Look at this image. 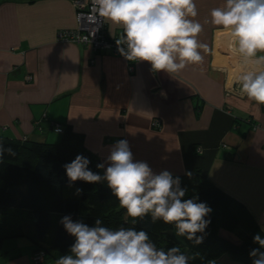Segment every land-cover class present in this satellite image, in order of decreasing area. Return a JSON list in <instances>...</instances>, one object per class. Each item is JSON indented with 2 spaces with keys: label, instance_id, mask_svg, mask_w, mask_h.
Segmentation results:
<instances>
[{
  "label": "crops",
  "instance_id": "obj_1",
  "mask_svg": "<svg viewBox=\"0 0 264 264\" xmlns=\"http://www.w3.org/2000/svg\"><path fill=\"white\" fill-rule=\"evenodd\" d=\"M195 3L198 15L189 18L202 24L198 40L208 50L200 64L168 74L139 60L130 70L118 54L61 40L59 31L77 27L74 0H0V131L49 141L57 139L53 123L68 126L105 164L102 175L112 146L126 140L134 162L156 174L201 173L261 225L264 105L240 94L235 82L245 66L227 30L210 23L224 0ZM106 28L123 35L120 26ZM20 238L3 241L0 264H37L33 243Z\"/></svg>",
  "mask_w": 264,
  "mask_h": 264
},
{
  "label": "clouds",
  "instance_id": "obj_2",
  "mask_svg": "<svg viewBox=\"0 0 264 264\" xmlns=\"http://www.w3.org/2000/svg\"><path fill=\"white\" fill-rule=\"evenodd\" d=\"M197 15L195 0H92L89 21L122 27L123 35L116 40L120 54L129 61H147L153 71L169 74L204 59L200 50H208V45L198 40L203 26L189 18ZM210 16L212 25L227 30L245 66L235 82L240 94L258 106L264 105V0H224ZM4 152L15 154L11 147L0 144V156ZM106 163L101 176L89 169L88 158L77 155L63 165L69 186L77 180H105L134 225L150 216L152 223L162 220L174 225L177 237L197 245L203 242V235L197 233H205L212 208L197 202V197L183 199L187 189L181 187L179 177L173 178L166 170L156 174L146 162H134L126 140L112 146ZM96 167L104 169L105 164ZM60 223L75 241L69 254L56 258L53 264H190L191 257L179 245L158 249L146 231L135 227L113 230L101 226V219L90 227L68 215ZM262 234L264 223L253 236V243L259 247L249 252L252 264H264Z\"/></svg>",
  "mask_w": 264,
  "mask_h": 264
},
{
  "label": "trees",
  "instance_id": "obj_3",
  "mask_svg": "<svg viewBox=\"0 0 264 264\" xmlns=\"http://www.w3.org/2000/svg\"><path fill=\"white\" fill-rule=\"evenodd\" d=\"M36 123L42 131L40 122ZM58 125L62 132L55 130ZM53 129L61 135L55 141L21 139L0 131V144L11 147L15 153L4 152L0 156V254L4 240L18 237L32 241V258L36 253L44 254V261L38 264L69 254L75 238L60 223L68 215L90 227L101 219V226L113 230L120 227L144 230L158 249L179 245L191 257L190 264H252L249 252L259 247L253 243V236L260 232V224L241 200L207 176L198 172L190 176L171 173L187 189L183 199L197 197V202H205L212 208L206 217L211 222L205 233H197L204 237L197 245L177 237L174 225L162 220L152 223L150 216L134 225L105 180L98 183L77 180L69 186L63 165L83 155L90 161L89 169L103 176L96 167L100 162L84 144L82 133L58 122L53 123Z\"/></svg>",
  "mask_w": 264,
  "mask_h": 264
},
{
  "label": "built area",
  "instance_id": "obj_4",
  "mask_svg": "<svg viewBox=\"0 0 264 264\" xmlns=\"http://www.w3.org/2000/svg\"><path fill=\"white\" fill-rule=\"evenodd\" d=\"M92 0H74V6L76 8L77 27L72 29H63L59 31V38L63 41H72L75 43L83 44L92 47L95 50L109 51L114 54L120 55L126 63H128L130 70L134 69L133 63L136 61H129L118 51V45L116 43L118 37H112L106 30V21L93 24L89 21L91 14ZM31 80L32 77L28 75L26 77ZM157 127L160 126L158 122L154 123ZM56 131L62 132L61 125L56 126ZM35 263H41L44 261L43 253L34 254L33 258Z\"/></svg>",
  "mask_w": 264,
  "mask_h": 264
},
{
  "label": "rangeland",
  "instance_id": "obj_5",
  "mask_svg": "<svg viewBox=\"0 0 264 264\" xmlns=\"http://www.w3.org/2000/svg\"><path fill=\"white\" fill-rule=\"evenodd\" d=\"M106 30H107V28H106ZM232 50H233V49H232ZM237 73H240V74H241L242 72L237 71ZM240 74H239V75H240ZM231 76L234 78V77L237 76V74H236V75H231ZM237 77H238V76H237ZM56 135H57V139H55V140H58V139L60 138L61 135H60V134H56ZM55 140H54V141H55ZM52 142H53V141H52ZM242 202H243V201H242ZM243 203H244V202H243ZM247 208H248V207H247ZM248 209H249V208H248ZM249 210H250V209H249ZM251 212H252V211H251ZM252 213H253V212H252ZM253 215H254V213H253ZM254 216H255V215H254ZM18 238H19V237H18ZM20 239H25V241H27L28 243L32 244V242H31L30 239H26L25 237H22V238H20Z\"/></svg>",
  "mask_w": 264,
  "mask_h": 264
},
{
  "label": "bare ground",
  "instance_id": "obj_6",
  "mask_svg": "<svg viewBox=\"0 0 264 264\" xmlns=\"http://www.w3.org/2000/svg\"><path fill=\"white\" fill-rule=\"evenodd\" d=\"M233 50H235V48H233V46L231 47Z\"/></svg>",
  "mask_w": 264,
  "mask_h": 264
}]
</instances>
